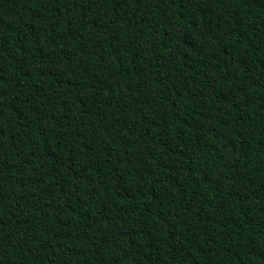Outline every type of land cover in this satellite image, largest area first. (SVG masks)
Listing matches in <instances>:
<instances>
[{"label": "trees", "instance_id": "16d2710c", "mask_svg": "<svg viewBox=\"0 0 264 264\" xmlns=\"http://www.w3.org/2000/svg\"><path fill=\"white\" fill-rule=\"evenodd\" d=\"M0 264H264V0H0Z\"/></svg>", "mask_w": 264, "mask_h": 264}]
</instances>
